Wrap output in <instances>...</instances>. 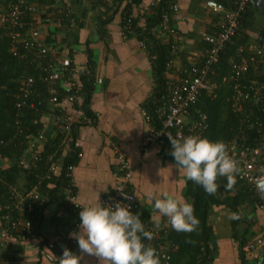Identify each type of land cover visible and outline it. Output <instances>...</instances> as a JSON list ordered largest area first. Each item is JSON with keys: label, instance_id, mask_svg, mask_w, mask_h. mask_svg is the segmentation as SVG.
<instances>
[{"label": "crops", "instance_id": "0c3cea01", "mask_svg": "<svg viewBox=\"0 0 264 264\" xmlns=\"http://www.w3.org/2000/svg\"><path fill=\"white\" fill-rule=\"evenodd\" d=\"M208 1L223 3V0H168L169 10L172 3L178 4V10L174 13L170 10L169 17L181 36L175 68L168 69L166 75L170 81L177 80L185 67L202 63L208 48L202 35L218 32L220 15L206 6ZM45 2L68 8L72 14L69 19L63 18L60 26H51L47 31L42 29L43 42L64 49L66 56L90 71L85 77L90 78L88 81L93 88L88 110L83 107L84 94L80 106L67 110L74 120L87 115L96 122L94 126H79L77 129L74 142L81 156L72 164L73 192L69 190L74 194V201L67 196V206L46 203L39 233L25 241L3 237L4 227L0 225V264H53L54 250L46 248L47 242L48 245L75 242L69 234L78 228L81 207L103 203L114 193L115 173L120 165L118 153L124 155L133 173L132 191L149 218L156 221L153 202L147 198L149 193L160 197L167 191L190 203L186 194L188 181L176 169L173 157L164 156L160 145H153L147 154L142 151L150 128L143 114L155 111L147 109L151 106L149 103L155 88V58L149 54L147 45L144 49L137 38L125 35L121 22L122 16L128 13L136 20L137 27L144 29L146 19L162 0H142L139 5L131 0ZM250 4L237 46L257 44L260 37L264 41V2ZM151 36L163 44L166 42L159 26L151 30ZM257 61L253 65L254 74L262 77L264 53ZM157 101L152 105L154 109ZM217 185L216 196L224 199L226 194H220L219 182ZM255 205L241 203L238 214L225 205L212 208L207 224L214 239V257L207 264H264V246L244 254L240 247L245 242L244 250L247 245L264 238V209ZM54 218L60 221L53 222ZM42 251L45 255L41 254ZM80 255L81 264H100L94 256L81 252Z\"/></svg>", "mask_w": 264, "mask_h": 264}, {"label": "built area", "instance_id": "2783aa9c", "mask_svg": "<svg viewBox=\"0 0 264 264\" xmlns=\"http://www.w3.org/2000/svg\"><path fill=\"white\" fill-rule=\"evenodd\" d=\"M252 0H228L226 3L208 1L206 6L215 14L220 15L218 32L215 35H202V40L207 43L201 66L193 65L183 69L184 76L166 88L165 94L160 95L155 111L144 112L146 122L150 128L142 145L143 153H148L153 145L164 146L169 142L168 136L182 139L186 136L203 138L209 128L206 113L193 115L192 110L199 100L206 94L215 99L218 84L213 82V77L219 71L222 54L230 45L235 44V38L243 25V16ZM173 13L178 10V4L172 3ZM68 8L52 5L45 0H9L4 11L0 12V27L4 30L7 39H10L11 51L15 57L23 59L29 57L28 65L36 63L39 74L36 77L27 75L20 79L18 91L14 94L19 102L16 106L21 111H40L46 107L47 111L38 120L28 121L32 128L39 122L46 130L53 133L54 128L61 135V142L52 154H47L46 169L41 176L42 180H50L53 177L66 175L67 189L71 190L73 185L72 172L74 165L65 167L63 160L67 151L71 149L72 127L94 126L96 120L87 115L74 120L67 110L68 107H77L81 103L82 77L90 75V71L82 69L71 57L66 56L64 49L48 45L41 38L42 29L51 26H60L63 18H71ZM123 31L127 37L139 38L133 25L132 17L123 15ZM160 31L167 41L171 43V54L167 64L169 70H174L177 54L181 44V36L173 26L169 15H164L159 24ZM238 39V38H237ZM139 40V39H138ZM257 44L245 47L239 45L236 48L234 58L230 61V77L222 78V84L228 81L233 91L231 97V111L238 117L244 111H249L245 118H240L235 126L238 132L228 141L226 148L229 155L235 160L237 171L234 179L241 186L248 188L257 200V206L264 209V81L249 80L248 74L263 56L264 41L260 37ZM140 45L146 49L144 40H139ZM20 44V45H18ZM36 60V61H35ZM254 69V67H253ZM48 90L49 96L43 94ZM62 91L63 96H59ZM254 107L258 108L259 114L255 113ZM28 114V116H29ZM26 116V117H28ZM252 118H249V117ZM155 120L160 123V128ZM28 124V125H29ZM20 133L24 124L20 119L15 120ZM31 127L27 128L30 130ZM255 132L253 139L251 133ZM58 134L47 137L45 130H38L36 134L29 136L27 149L17 159L18 165L26 170L27 174L35 171L43 161V154L50 141ZM3 143V142H1ZM71 143V144H70ZM70 144V145H69ZM6 146V143H5ZM8 146V143H7ZM77 147V146H76ZM62 152V154H60ZM79 158L81 153L76 150ZM120 161L119 168L115 173L116 187L114 193L103 202L106 205H114L120 202L126 205L134 214H139L145 230L152 233L151 240L144 243L155 249L160 258V264H171L169 254L175 246L170 242L169 234L174 231L165 221H160V226H155L156 221L142 216L138 199L132 191L133 173L129 169L123 154L118 153ZM8 160L0 158V169L7 165ZM41 181L31 190H20L18 187L7 188V203L0 205V225L4 227L3 237L7 239L19 238L25 241L35 235L34 221L42 215L41 207L47 203V199L40 193ZM217 178L216 183L218 184ZM118 189V190H117ZM69 198L73 199V193L69 192ZM2 196H0L1 198ZM125 197H127L125 199ZM176 232V231H174ZM176 232L177 234L191 233ZM264 246V238L244 248L245 253L258 251ZM74 254L80 256V250L73 242ZM45 254L44 251L41 252ZM53 264H58V255L54 256Z\"/></svg>", "mask_w": 264, "mask_h": 264}, {"label": "trees", "instance_id": "16d2710c", "mask_svg": "<svg viewBox=\"0 0 264 264\" xmlns=\"http://www.w3.org/2000/svg\"><path fill=\"white\" fill-rule=\"evenodd\" d=\"M131 1L135 5H139L142 2V0ZM227 1L228 0H223V3H226ZM8 4L9 0H0V12L4 11ZM169 4L170 3L168 0H162V3H160V5L153 11V14L146 19L144 29L138 28L136 20L132 18L133 25L136 28L135 30L137 31V34L140 35L138 39L144 40L148 47L149 54L155 58L153 60L155 88L152 95L153 99L149 103L151 106L147 107L148 110L151 108L152 111L154 110V107H152L154 101H157L160 95H164L166 88L172 83V81L166 78L168 73L167 64L171 57V43L166 40V42L163 44L161 41L157 40V38L151 36V30L156 26H159L163 16L165 14L169 15L171 13L169 10ZM248 9L246 10L247 12ZM125 14L130 16L128 13ZM247 18L248 14L246 13L243 16V25H245ZM237 38L238 37L235 38V44L229 46L225 53L222 54L219 64V71L212 79L213 82L218 84V88L215 92L217 97L213 99L204 94L192 110V114L195 116L199 113L207 114L209 128L203 138H207L210 141H222L225 145H227L228 141L235 135V133L238 132L235 124L238 123L240 118H245V116H247L249 113V111L244 110L239 115L240 117H238L231 111V97L233 94L231 83L229 81L226 84L221 83L222 78L230 77V61L234 58L238 44ZM10 42V39H7L4 34V30L0 27V158L8 160L7 165L0 169V196H2L0 198V205H5L8 202V187H18L22 191H28L34 186L38 185L47 166L45 163L48 158L47 154H52L55 152V148L51 146V142H49L46 147V152L43 154V161L38 163L39 166L35 169V171L27 174L26 170L18 165L17 159L27 149L29 136L31 133L36 134L38 130H45V134H47L48 138L51 136V134H58L54 140L58 142H61L62 140L61 135L55 128L52 133L50 129L46 130L44 127H42L43 125L40 122L33 128L32 124H29L28 122L32 120H38L37 117L39 115H36L39 113L41 118L42 113L44 114L47 111L46 107L40 108V111H31V114H29V111H21L17 108L16 102H19V99H16L14 94L18 91L20 79L22 77H26L27 75L36 77L39 72L35 67L36 63L32 65L27 64L29 59L28 56L20 59L13 55ZM201 65L202 63L199 66ZM255 75L256 74H254L253 67H251V70L248 74L249 80L256 79L258 82L264 81V76L256 77ZM181 76H184L183 70L180 73V77ZM89 79L90 78L88 77H82L81 79L82 88L80 96L82 97L84 94L82 103L86 110H88L90 95L93 90L92 83L88 81ZM43 94L48 97V90L44 89ZM59 94V96H63L62 91H60ZM254 109L255 113L259 114L258 108L254 107ZM249 118L252 117L250 116ZM16 119H20L21 123L24 124V127L29 124L23 129L24 131L22 133L19 132L17 126L15 125ZM155 122L156 124L158 123L157 120H155ZM159 124L160 123L157 124L159 126L157 127L158 129L160 128ZM29 127H31V129L27 130ZM78 127L79 125H74L72 127L73 140L76 138ZM254 134L255 132L251 133L252 139ZM70 147L71 149L67 151V154L63 160V165L65 167L74 164L77 158V148L74 141ZM162 151L164 156L172 157L170 155V142H167L164 146H162ZM60 154H62V152ZM67 181L68 178H66V175H62L59 178L53 177L50 180L41 181L42 187H40V193L48 200L47 203H56L58 205L63 204L66 206L69 204L66 199V197L70 194L69 189L66 187ZM226 184V178L219 177V192L220 194H226L224 199H220L216 196L217 191L214 194L209 195L205 193L202 187L188 181L186 194L191 205L193 206L194 216L198 219V225L189 234L182 233L179 235L174 231L169 234L170 242L175 246V249L177 248L176 250L172 249V251L169 252L171 256V264H207L213 259L214 239L211 235V229L208 227L207 221L214 206L225 205L235 214H238L237 209L241 203L250 202L257 205V200L253 197L252 192H250L247 187L241 186L240 182L234 179L233 186L230 189L226 188ZM232 192H236V195H231ZM45 206L46 204H43L41 207L42 212L44 211ZM141 214L143 217L149 218V215L144 211H142ZM58 221H60V219H57V221L56 218L53 219V222L58 223ZM41 223L42 215L39 216L36 221H34V237L39 233ZM61 223L62 222H59V224ZM73 226H75V223H73ZM244 246L245 242H242L240 247L243 254ZM46 248L54 250V255L58 256L62 254L64 248H67L74 253L73 243L70 241L56 242L51 245H48L47 242Z\"/></svg>", "mask_w": 264, "mask_h": 264}, {"label": "clouds", "instance_id": "9594fccd", "mask_svg": "<svg viewBox=\"0 0 264 264\" xmlns=\"http://www.w3.org/2000/svg\"><path fill=\"white\" fill-rule=\"evenodd\" d=\"M168 139L174 165L186 181L202 187L209 195L217 191L218 177L226 178V188L233 186L237 166L222 141L196 136L182 139L168 136ZM50 142L56 151L60 142ZM147 198L153 202L157 228L160 218L176 232H190L198 225L191 203L181 201L167 191L160 197L149 193ZM79 221L77 230L69 236L76 241L81 254L96 257L100 264H160L155 249L144 243L152 239V233L145 230L140 215L134 214L126 205L101 202L81 207ZM81 260L82 255L64 248L58 264H81Z\"/></svg>", "mask_w": 264, "mask_h": 264}, {"label": "water", "instance_id": "95a60500", "mask_svg": "<svg viewBox=\"0 0 264 264\" xmlns=\"http://www.w3.org/2000/svg\"><path fill=\"white\" fill-rule=\"evenodd\" d=\"M260 1L264 2V0H252L251 2H252V4L256 5Z\"/></svg>", "mask_w": 264, "mask_h": 264}, {"label": "rangeland", "instance_id": "374dc122", "mask_svg": "<svg viewBox=\"0 0 264 264\" xmlns=\"http://www.w3.org/2000/svg\"><path fill=\"white\" fill-rule=\"evenodd\" d=\"M24 180V179H23Z\"/></svg>", "mask_w": 264, "mask_h": 264}]
</instances>
